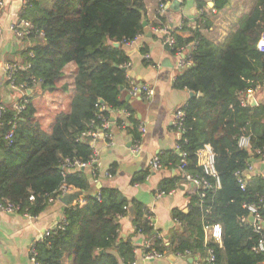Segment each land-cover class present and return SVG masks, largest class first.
<instances>
[{
	"label": "trees",
	"instance_id": "obj_1",
	"mask_svg": "<svg viewBox=\"0 0 264 264\" xmlns=\"http://www.w3.org/2000/svg\"><path fill=\"white\" fill-rule=\"evenodd\" d=\"M229 1L213 0V8L199 2L195 27L180 29L191 35L173 32V54L193 45L188 54L193 64L176 76L173 87L195 95L181 108L185 117L179 150L158 155L162 167L180 174L162 180L158 190L168 194L186 180V174L207 182L192 187L187 211L173 210L179 227L166 240L155 231L153 214L145 204L128 199L119 189L102 187L66 208L64 230L35 243L40 263L136 264L134 238L142 236L144 254L189 252V257L205 260L211 250L215 256L211 264H264V250H254L264 241V230L257 232L249 222L252 205L264 222V177L247 178L242 189L236 176L252 157L261 160L264 151V105L244 102L248 90L264 85V52L257 47L264 33V0H256L229 39L216 44L202 30L212 27V11L219 12ZM145 16L144 0H30L21 11L32 29L24 38L30 43L20 62L27 67L18 70L13 81L25 84L31 93L24 91L16 105L5 106L0 115V206L11 204L19 214L36 217L63 188L88 193L91 182L84 170L66 172L62 167L67 161L86 163L94 157L92 141L82 134L100 128L113 112L131 114L125 129L133 141H141V120L126 100L133 87L124 47L144 32ZM158 18L160 24L167 23L165 15ZM45 94L51 95L49 102L62 104L67 97L69 104L68 110H54L49 127L37 102ZM17 105L23 108L18 110ZM114 118L124 128V119ZM103 132L110 141L111 129ZM242 136L250 137L251 152L239 146ZM206 146L215 154V176L208 175L199 161L198 152ZM114 170L112 166L108 174ZM149 175L150 169L138 171L131 182L144 183ZM131 208L134 234L122 238L119 220ZM216 225L222 229L221 241L206 235L207 228Z\"/></svg>",
	"mask_w": 264,
	"mask_h": 264
},
{
	"label": "crops",
	"instance_id": "obj_2",
	"mask_svg": "<svg viewBox=\"0 0 264 264\" xmlns=\"http://www.w3.org/2000/svg\"><path fill=\"white\" fill-rule=\"evenodd\" d=\"M144 1L147 23L144 32L124 47L131 63L127 70L128 76L138 85L151 87L155 92L151 98L143 95L129 99L145 129L141 135L140 151L137 153L133 151L132 133L125 127L117 126L112 116L110 120L111 140L106 141L105 138H101L94 144L98 154V174L95 177L93 167L85 168L84 172L91 182V189L87 194L95 195L102 187H113L119 189L128 199L140 201L152 212L155 231L167 240L179 227L172 212L174 209L187 211L188 193L192 192V186L183 180L168 194L156 197L162 180L172 178L180 172L165 167L152 170L150 162L160 153L176 149L180 136L173 127V119L175 113L189 100L190 91L173 87L176 76L184 69L178 66V56L171 52L172 48L164 45L162 36L154 30V27L160 24L159 0ZM174 1L170 3L165 13L166 22L173 28V32L175 30L183 37H189L191 34L189 31L180 30L182 25H186L187 28L195 27V21L200 15L199 2H204L208 8H213L211 6L213 0H177L181 5L178 10H174L171 8ZM255 1L230 0L228 5L219 12L213 10L209 15L212 27L203 29L202 33L216 44L225 43L238 29L241 19L251 11ZM21 11V0H5V5L0 10V102L3 103L6 100L5 85H8L4 65L8 62H22V53L30 43L27 39H18L10 30L13 23L20 21ZM144 47L150 55L148 60L144 58L142 52ZM192 47L189 44L183 52L188 55ZM8 87L10 88L9 85ZM253 98L257 103L255 106L264 105V85L252 93H246V100L249 104L252 103ZM138 129L141 131L140 128ZM251 163L255 165L256 175L264 177V168H262L264 162L257 157H252ZM112 166H115V170L112 175H109L108 170ZM146 169H150V175L146 181L132 184L133 175ZM71 193L68 194L71 195ZM73 203L76 202L73 201ZM70 205L56 198L49 202L42 213L36 217L6 213L0 208V264H32L31 245L46 229L63 220L65 210ZM133 214L131 208L128 214L119 220V233L122 238L134 234ZM206 235L211 236L208 232ZM140 239L142 242H138ZM134 243L137 247L135 250L136 264H187L190 258L165 254L163 258L147 261L144 259L142 250L144 238L136 236Z\"/></svg>",
	"mask_w": 264,
	"mask_h": 264
},
{
	"label": "built area",
	"instance_id": "obj_3",
	"mask_svg": "<svg viewBox=\"0 0 264 264\" xmlns=\"http://www.w3.org/2000/svg\"><path fill=\"white\" fill-rule=\"evenodd\" d=\"M30 0H21L22 3V10L26 9V7L28 6ZM171 1H164V0H159V7H158V15L162 16L165 15ZM5 5V0H0V10H2V8ZM32 29V24L30 23V21L21 18L20 21L18 23H13L10 27V30H12L14 32V34L18 37V39L23 40L27 35H29L30 31ZM154 30L159 33L162 36V40L164 42V45H168L169 47L173 48L176 45V38L174 36L173 33V28L167 24V23H162L159 26H155ZM1 33V31H0ZM193 46V45H192ZM257 47L260 51L264 52V33L260 36L258 43H257ZM178 52L176 53V55L178 56V66L185 69L187 67L192 66L193 62L192 60L189 58V56L187 54H185L184 48L181 47L180 49L177 50ZM144 58L146 60H148L150 58V55L148 53H144ZM131 63H127L126 67L130 68ZM27 65H23L20 62H8L4 65V73H5V77H6V81L9 82L8 85L10 86V88L12 90H15L16 93L24 95V91H27L28 93H31V90H25L26 89V85L22 84V85H17L14 83L13 81V77L15 75V73L20 70V69H24L26 68ZM129 79V83L131 85V87H133L132 91L130 92L129 96L132 98H136L139 96H147L149 98L154 96V89L151 87H147V86H140L137 83H135V81L133 79H131L128 76ZM249 93H252V90H248ZM245 103H249L248 100L244 101ZM16 108L18 110H21L23 108V106H19L17 105ZM104 109V108H103ZM5 110V106L3 104L0 105V115L1 113ZM112 115L114 117H121L124 119V125L123 127L127 126V119L129 118V116L131 115L128 111L126 110H119L116 112H113ZM185 117V113L182 109L178 110L175 115H174V119H173V127L175 129H177L176 131H178L179 136L181 137V130L183 128V120ZM110 120H106L103 119V123L101 125L100 128L97 129H93L90 130L88 132H85L82 134V138L83 139H89L90 141H92L93 145L97 142L98 139H103L106 138L107 135L104 134V130L105 129H109L110 128ZM140 128V132L141 134L144 133L145 129L144 126L142 124H140L139 126ZM11 133L8 134V138H11ZM179 137V138H180ZM95 146V145H94ZM239 146L242 148H245L247 150H249V152L252 151V143H251V139L249 136H242L239 139ZM134 152H139L140 151V141H134L133 142V147H132ZM176 149L179 150V146L176 144ZM198 157H199V161L200 164L204 167L205 172L208 175H216V171H215V154L212 151V149L210 148V146H206L205 148L201 149L198 152ZM262 162H264V151L262 154ZM98 164V154L95 150V155L94 157L89 161V162H80V161H76L74 163H71L69 161L65 162L64 166L62 167V169L67 172V171H73V170H84L85 168H92L94 165ZM150 166L152 170H158L160 168H162V165L159 161L158 156H155L152 158L151 162H150ZM256 175V171H255V165L253 163H249L248 167L246 170H244L243 172H237L236 176H238L239 178V183L241 188L243 189L245 187L246 184V179L250 178L251 176ZM186 181L192 186V187H200L201 185H207V182L204 181L203 179H200L198 177H193L192 175L186 174ZM70 190H67L65 188H63L60 192V194L57 197H52L50 198L49 202L54 201L56 198H60L68 193H70ZM165 192L159 191L156 195V197H161L163 195H165ZM34 197L31 196V200H33ZM80 201V200H79ZM0 208L6 212V213H18L19 209L17 207H15L14 205H6V206H0ZM249 210L251 212V215L253 216V221L249 222L254 226V229L259 232V231H263L264 230V222H262L261 217L257 214V207L252 205L249 206ZM250 215V216H251ZM27 216V215H24ZM27 217H31V216H27ZM242 221H247L246 218H243ZM64 222H65V216L63 218L62 221H60L59 223L55 224L54 226L50 227L49 229H46L42 234H40L37 239L33 242V244L30 247V259L32 261V264H42L37 260V251L35 248V243L38 241H43L46 237H49L51 235H53L54 233H56L59 230H64L65 226H64ZM207 232L211 234V236H207V238H213L217 241H221V237H222V229L220 226L216 225L212 228H207ZM255 251H263L264 250V241H261L259 244V247L256 249H254ZM165 255L163 253H160L158 251H150L149 253H145L144 254V259L147 261H154L156 259L159 258H163ZM178 256H180L181 258H188L190 256V253L187 252L185 254H178ZM215 261V256L213 255V252L211 250L208 251V257L205 260H195L192 264H211Z\"/></svg>",
	"mask_w": 264,
	"mask_h": 264
},
{
	"label": "rangeland",
	"instance_id": "obj_4",
	"mask_svg": "<svg viewBox=\"0 0 264 264\" xmlns=\"http://www.w3.org/2000/svg\"><path fill=\"white\" fill-rule=\"evenodd\" d=\"M5 93H6V96H5L6 100L4 101V103L3 102H0V103H2L6 107L10 104L15 106L21 94L16 93L15 90H12L11 88H9L7 84L5 85ZM50 97H51L50 94H45L43 95V97H40L37 100L38 109H39L41 117L44 120V123L46 124V127H49L50 124L48 123L50 122V119L55 109H57L58 107L62 108L63 110L69 109L68 99H65L63 103L61 104L59 101H56V100L49 102ZM58 100L61 101L62 99L58 97ZM58 103H60V105Z\"/></svg>",
	"mask_w": 264,
	"mask_h": 264
},
{
	"label": "water",
	"instance_id": "obj_5",
	"mask_svg": "<svg viewBox=\"0 0 264 264\" xmlns=\"http://www.w3.org/2000/svg\"><path fill=\"white\" fill-rule=\"evenodd\" d=\"M180 5H181L180 1L175 0L173 2V5L171 6V8L174 9V10H178V8L180 7ZM211 6L212 7L214 6V3L213 2H211ZM142 24H143V27H145L147 23H146V21H143ZM115 46L118 47L119 44L118 43H115ZM194 95H195V93L190 92V97H192ZM129 99H130V96L127 95L126 100H129ZM256 104L257 103H256L255 99L253 98L251 105L252 106H255ZM92 145H93V143H92ZM262 168H264V164H262ZM87 195L88 194L86 192H84V191H76V192H72L71 195L70 194H66V195L60 197V199L66 205H70V204L73 203V201L78 202L81 199V197L87 196ZM250 221H253V216L252 215L250 216ZM138 242H142V239H140ZM193 262H194V258L190 257L188 259V263L187 264H192Z\"/></svg>",
	"mask_w": 264,
	"mask_h": 264
}]
</instances>
